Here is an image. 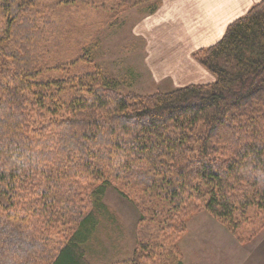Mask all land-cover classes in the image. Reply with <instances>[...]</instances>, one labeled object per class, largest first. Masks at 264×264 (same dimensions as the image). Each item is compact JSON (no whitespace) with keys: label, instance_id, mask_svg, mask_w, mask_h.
Returning a JSON list of instances; mask_svg holds the SVG:
<instances>
[{"label":"trees","instance_id":"1","mask_svg":"<svg viewBox=\"0 0 264 264\" xmlns=\"http://www.w3.org/2000/svg\"><path fill=\"white\" fill-rule=\"evenodd\" d=\"M43 1L0 0V264H92L110 186L140 212L132 264L174 260L201 211L243 239L264 218V0L195 53L214 82L149 94L120 91ZM51 1L107 23L161 0Z\"/></svg>","mask_w":264,"mask_h":264},{"label":"rangeland","instance_id":"2","mask_svg":"<svg viewBox=\"0 0 264 264\" xmlns=\"http://www.w3.org/2000/svg\"><path fill=\"white\" fill-rule=\"evenodd\" d=\"M51 2H42L40 16L48 13L68 20L75 28L79 48L85 49L103 67L104 75L115 82L120 91L149 94L171 90L173 85L172 81H166L168 78L158 82L153 79L147 63L150 51L149 54L143 52L142 43L135 35L140 31L141 17L150 13L147 8L128 9L117 21L106 23L103 14L88 5L72 7L68 13L62 6L44 9ZM153 49L150 46L149 50ZM165 50L161 47L157 73L171 67L164 64L170 57ZM103 201L107 213L94 238L84 245L88 257L92 264H132L140 212L131 198L113 186L108 187ZM249 213L250 223L243 228L241 240L210 213L193 214L188 218L186 233L176 244L177 255L168 264H264V218H259L254 208Z\"/></svg>","mask_w":264,"mask_h":264},{"label":"crops","instance_id":"3","mask_svg":"<svg viewBox=\"0 0 264 264\" xmlns=\"http://www.w3.org/2000/svg\"><path fill=\"white\" fill-rule=\"evenodd\" d=\"M260 1L161 0L153 12L141 17L140 31L135 34L143 52L150 51L147 63L153 79L158 82L168 78L166 81H172L171 89L214 82L215 75L202 65L195 53L220 41L228 26ZM150 46L154 48L152 51ZM161 47L170 55L164 64L171 67L157 73Z\"/></svg>","mask_w":264,"mask_h":264}]
</instances>
